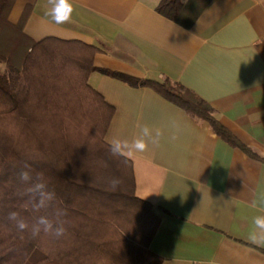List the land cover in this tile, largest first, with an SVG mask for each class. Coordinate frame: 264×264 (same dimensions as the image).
<instances>
[{
    "label": "crops",
    "instance_id": "crops-1",
    "mask_svg": "<svg viewBox=\"0 0 264 264\" xmlns=\"http://www.w3.org/2000/svg\"><path fill=\"white\" fill-rule=\"evenodd\" d=\"M158 1L73 0L71 22L56 25L48 0H15L9 20L28 6L22 31L32 40L82 41L97 48V67L182 84L264 159V0H208L188 27L158 13ZM87 81L114 109L106 143L131 141L144 124L164 133L126 157L135 196L160 218L148 244L160 264H264V247L248 239L253 218L264 215V161L149 87L97 70Z\"/></svg>",
    "mask_w": 264,
    "mask_h": 264
},
{
    "label": "trees",
    "instance_id": "trees-1",
    "mask_svg": "<svg viewBox=\"0 0 264 264\" xmlns=\"http://www.w3.org/2000/svg\"><path fill=\"white\" fill-rule=\"evenodd\" d=\"M208 0H159L155 10L190 26ZM15 0H0V264H160L148 244L159 224L151 204L137 198L131 162L114 156L104 134L114 112L88 84L92 71L131 86H146L182 108L248 156L262 160L214 116L208 102L182 84L136 77L97 67V48L78 40L23 31L27 6L9 20ZM31 167L32 180L20 172ZM118 178L113 188L110 181ZM43 182L54 193L36 210L29 192ZM62 210L66 233L31 235L8 218L17 212L29 224Z\"/></svg>",
    "mask_w": 264,
    "mask_h": 264
},
{
    "label": "clouds",
    "instance_id": "clouds-1",
    "mask_svg": "<svg viewBox=\"0 0 264 264\" xmlns=\"http://www.w3.org/2000/svg\"><path fill=\"white\" fill-rule=\"evenodd\" d=\"M49 8L45 15L48 16L56 25H63L71 22L72 14L74 12L73 0H48ZM164 135L159 128H153L147 124L139 126V134L133 139H121L114 137L108 140L110 151L114 156L130 157L137 153L147 152L149 143L157 144L159 139ZM174 138V137H173ZM20 172V179L24 182L32 180L30 175L31 167L29 164H24ZM113 188L120 183L118 178H113L111 181ZM29 192L33 197V207L37 211L49 206L54 200V193L46 190V185L43 182L31 184ZM64 215L62 210H57L55 217L48 215H40L35 218L34 222H29L20 217L17 212H10L8 218L15 221L18 230H30L33 237H37L41 232L50 234L55 238H60L65 235V222L61 219ZM249 241L258 247H264V215H258L253 218L252 230L248 236Z\"/></svg>",
    "mask_w": 264,
    "mask_h": 264
}]
</instances>
